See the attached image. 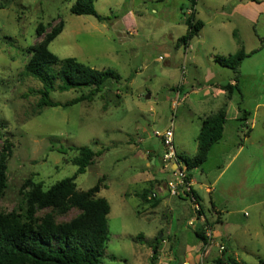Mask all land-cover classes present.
Masks as SVG:
<instances>
[{"label":"rangeland","instance_id":"rangeland-1","mask_svg":"<svg viewBox=\"0 0 264 264\" xmlns=\"http://www.w3.org/2000/svg\"><path fill=\"white\" fill-rule=\"evenodd\" d=\"M193 1L195 18L203 28L186 50L177 40L186 33L182 14L187 13L180 8L189 9V0H94L101 22L72 15L74 0H0V152L9 145L0 214L20 212L29 181L47 189L70 178L77 169L71 164L77 156L74 149L86 146L101 155L77 177L76 189L87 191L102 178L105 188L97 196L110 207L109 238L101 264H154L149 244L162 235L172 246L159 264H214L216 259L221 264H258L264 260V0H249L247 7L240 6L243 0ZM232 10L256 16L258 29L263 25L258 40H247L250 34L240 28L243 40L237 35L238 47L233 44L231 31L239 16L231 14L228 19ZM59 23L63 28L49 45L51 53L60 59L75 58L96 70L110 69L121 80L92 102L70 107L62 105L87 95L88 90L52 92L50 99L59 106L38 110L39 96L31 91L41 89V84L24 73L28 50L44 37L35 34L39 24L49 32ZM254 45L257 51L239 68L242 99L235 93L229 103L223 139L214 145L205 164L191 171L204 207L209 210L212 204L221 216L220 223V216H215L208 224L215 241L225 249L219 253L213 246L203 255L204 244L192 252L198 241L193 227L187 225L189 220L197 223L190 199L184 194L171 196L166 190L161 195L155 184L146 187L140 171L150 152L161 156L163 146L155 133L165 131L171 121L174 129L180 124L178 136L184 140L186 156L194 155L199 125L190 118L188 101L184 104L174 93L182 77L183 93H190L193 78L209 76L213 55L228 57L236 53L235 48L247 52ZM169 61L177 65H168ZM222 71L221 79L227 82L225 76L232 73ZM239 101L249 112L246 128L250 132L236 129L239 122L233 116ZM158 171V164L149 165L146 175L161 184L171 180ZM144 188L147 195L150 191L161 197L156 208L153 200L143 202L134 196ZM46 212L39 211L37 217ZM78 213L54 215L55 221L68 222Z\"/></svg>","mask_w":264,"mask_h":264},{"label":"trees","instance_id":"trees-1","mask_svg":"<svg viewBox=\"0 0 264 264\" xmlns=\"http://www.w3.org/2000/svg\"><path fill=\"white\" fill-rule=\"evenodd\" d=\"M189 2L191 13L182 14L186 16L184 20L186 33L177 40V45L185 48L203 28V23L194 15L195 1L189 0ZM187 9L183 8L181 11L185 12ZM70 13L75 16H92L99 22L103 21L94 8V0H74ZM62 28V23H59L57 27L46 32L43 25L39 24L35 34L39 38L44 37L28 50L29 59L24 67V73L41 84V89L31 91L39 96L36 103L38 110L59 106L50 99L52 92L88 90L87 95H81L62 105L70 107L81 102H92L113 82L118 83L121 80V77L110 69L96 70L75 58L60 59L51 53L49 45L61 33ZM255 52L246 54L239 49L232 56H214V63L229 69L233 75L234 85L230 83L220 85L227 99L235 93L239 95L240 100L242 99L238 79L239 68L242 62ZM240 104L241 101L238 103L239 117L236 120L239 122L238 129L243 127L242 124L248 117V113ZM200 121L195 155L191 158L178 155L183 163L187 180H191V171L203 166L213 146L222 140L224 127L228 121L226 104L217 113L201 118ZM74 150L77 156L72 159L71 164L77 169L70 178L56 182L47 189H44L41 183L29 181L28 190L23 194V206L20 212L0 214V264H101L109 238L107 218L110 207L104 198L97 195L105 187L101 185L102 178L87 191H77L75 185L77 177L94 164L101 152H95L86 146ZM8 154L9 145H5L0 152V196L6 189L5 161ZM193 194L198 200L194 191ZM141 197L143 201L153 200L155 205L157 204L156 198L147 199L146 192ZM199 209V214L203 215L201 205ZM43 210L49 212L38 218L37 213ZM71 210H77L78 215L68 222L55 221L54 215H65ZM205 220L208 224L206 217ZM195 236L205 245L206 239L202 227H198ZM161 240L162 238L156 237L149 244L152 252L151 261L156 259ZM220 261L216 259L214 264H221ZM258 264H264V260H258Z\"/></svg>","mask_w":264,"mask_h":264},{"label":"crops","instance_id":"crops-1","mask_svg":"<svg viewBox=\"0 0 264 264\" xmlns=\"http://www.w3.org/2000/svg\"><path fill=\"white\" fill-rule=\"evenodd\" d=\"M157 2H163V0H155ZM248 1L249 0H243V1H240V6H243V7H247L249 6L248 4ZM252 0H250L251 2ZM260 3V1L258 2V4ZM261 4H263L261 2ZM196 5V4H195ZM236 5V4H235ZM233 5V7L235 6ZM264 6V4L262 5ZM260 6V7H262ZM183 6L180 8V11L181 9L183 10ZM195 8V6H194ZM233 12L230 13L229 15L233 14V16H239L237 18L238 20V25L233 28V30L231 31L232 33V40L234 42L233 44L235 43H238V38H237V35L239 36L240 39H242L240 36V28L243 29L245 32L249 33V35H246V39L247 40H252L251 38H255V39H259L258 36H259V33H261V31L259 29H262L263 25H260L259 26V29H258V20L256 19V16L252 15V16H248L246 15L245 11H241V10H232ZM182 12V11H181ZM195 14V13H194ZM228 19H232V15L231 16H228L227 17ZM237 40V42H236ZM243 40V39H242ZM190 43V42H189ZM236 47H238V44H235ZM254 48H256V46L254 45L253 48H249V51L245 52L246 54L250 53V52H253V51H257V49L254 50ZM186 50H190V46L188 44V47L185 48ZM242 50H244V48H241ZM252 49V50H251ZM238 48H235V51L236 53L238 52ZM235 53V54H236ZM167 56H169L168 54H166ZM252 55V54H251ZM251 55L248 57L250 58ZM214 55L209 59V76L207 75H204L203 77H199V79H195L193 78L192 79V84H189L190 88H191V92L190 93H186L184 94L183 93V85H180V84H183L185 83V76L182 77L181 79V83L175 88V95L177 97H179V99L185 104L187 101H188V104L191 105V110H192V113H190V118L191 119H195L199 125V128H200V119L201 118H204L208 115H211V114H215L219 111V109L226 104V108H227V117L229 115V109H230V105L229 103H231V101L234 99V95H232V97L230 99H227V96L225 94L224 91H222L220 89V85L222 84H225V83H230V85H234V82L232 81L233 79V75L231 74V76L228 78V76H225V79H228L227 82H223V80L221 79V76H220V73L223 71L222 70H225V71H228L229 69H226V68H222L220 66H218L217 64L214 63ZM246 58V59H248ZM191 59L193 61V65H197L198 64V61L196 60V57L195 55H192L191 56ZM173 60V58H172ZM184 62V61H183ZM243 63V62H242ZM168 65H177V62L176 61H172V62H168L167 63ZM194 68H198V67H194ZM230 71V70H229ZM231 72V71H230ZM216 73L218 75H216ZM222 81H221V80ZM188 83V82H186ZM173 89V88H172ZM180 106V105H179ZM236 117H234L235 120H237V118L239 117V111H238V104L236 103ZM178 110H179V107H178ZM248 113V116H249V112ZM178 115V113H176V116ZM229 118V117H228ZM183 119V118H182ZM193 120H188L187 121L189 123H193ZM173 122V121H172ZM183 122H185V120H183ZM170 125V124H169ZM243 127L238 129V124H236V129L238 131H241V130H248L246 127H247V121L242 124ZM180 124H178V128H179ZM251 126H253V124H251ZM178 128L174 129V122H173V140H174V145L176 146V153L177 155L179 156H185V157H189V156H186V147H185V144H184V140H180L178 134H179V130ZM225 128V127H224ZM250 132V130H248ZM199 132V131H198ZM248 132V133H249ZM224 133V131H223ZM198 135V134H197ZM197 137V136H196ZM223 139V137H222ZM196 142V140H195ZM219 144V143H218ZM217 145V144H216ZM214 147V146H213ZM193 148H194V155L196 153V150H197V142H196V146L193 145ZM193 155V156H194ZM192 156V157H193ZM160 154H152L151 152L146 156V159H147V163L145 165V167H143V169H139V171L141 172V177L143 176L142 180H141V183L142 184H146V187H153V184H155V186L157 187V190L158 192L163 195L165 193V190L167 191L166 189V183H162L161 184V181L159 182L158 180H156L155 178L153 177H149L146 175V168L150 165L151 167H156V165L158 164L159 165V173L161 174H166V173H162L160 171ZM191 158V157H189ZM146 175V176H145ZM168 175V174H167ZM191 181H192V188H193V191L196 193L197 197H198V205H201V209L203 211V215L204 217H206V219L210 222V223H213L215 220H216V217L217 216H220V211L217 210L212 204H211V207L210 209L208 210L207 208L204 207L203 205V202H202V199L200 198L199 194L196 192L194 186H195V182L192 178V174H191ZM210 188L206 189V191H209ZM146 188H144L140 194L139 193H134V196H138L140 198V200H142V195L146 192ZM158 193V195H159ZM152 194V192L150 193V191L148 192V195ZM155 194V193H154ZM99 195V194H98ZM147 195V199H149V196ZM155 200L157 202V204L154 206V208H156L159 203L161 202V197L159 198V196H157V194H155ZM160 199V200H159ZM142 202V201H141ZM144 202V201H143ZM144 204V203H142ZM144 205H151V204H144ZM205 210V211H204ZM216 216V217H215ZM190 221V220H189ZM189 221H188V226L189 227H193L192 231H193V234L195 236V232L198 231V227H200V222L197 221L196 224H193V226H190L189 225ZM221 222V216H220V220H219V223ZM195 223V222H194ZM217 223V224H219ZM215 225V224H213ZM213 229V228H212ZM155 238V237H154ZM153 238V239H154ZM162 240L160 241V243L158 244V248H157V256H156V259L154 261H152V263L154 264H159L160 263V259L163 258L165 255H166V252L170 250L171 248V244H169V242L164 238V235L161 236ZM160 238V239H161ZM196 240L198 241L197 244L194 246L192 252L194 251H197V249L201 246V242L200 240L197 239V237L195 236ZM187 247V245H186ZM152 253V252H151ZM152 255V254H151ZM195 256V254H194ZM197 256H195L196 258ZM150 259H151V256H150ZM170 259V258H169ZM183 264H187V263H183Z\"/></svg>","mask_w":264,"mask_h":264},{"label":"built area","instance_id":"built-area-1","mask_svg":"<svg viewBox=\"0 0 264 264\" xmlns=\"http://www.w3.org/2000/svg\"><path fill=\"white\" fill-rule=\"evenodd\" d=\"M193 1V0H192ZM186 13L190 14V8L186 10ZM177 103H175L176 105ZM155 136L160 140L163 146V152L160 157V171L171 176V180L166 182V189L171 196L180 197L184 194L190 199L193 205L195 214V220L200 222V227L204 237L206 239L205 252L203 255H207L210 252L211 247H217L218 252L221 253L225 246L215 241V235L211 226L206 223L205 217L199 214V205L195 195L193 194L192 181L186 179V173L182 161L178 158L173 142V123L171 121L169 127L162 133H155ZM155 198V195H151L149 199ZM195 221L190 220L189 225L193 226ZM209 248V249H208Z\"/></svg>","mask_w":264,"mask_h":264},{"label":"water","instance_id":"water-1","mask_svg":"<svg viewBox=\"0 0 264 264\" xmlns=\"http://www.w3.org/2000/svg\"><path fill=\"white\" fill-rule=\"evenodd\" d=\"M160 238H161V237H160ZM160 238H159V239H160Z\"/></svg>","mask_w":264,"mask_h":264}]
</instances>
